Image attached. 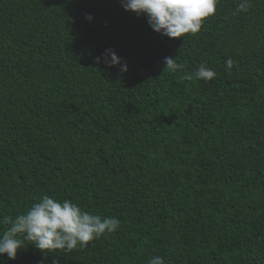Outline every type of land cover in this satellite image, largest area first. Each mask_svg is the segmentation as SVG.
<instances>
[{
    "label": "trees",
    "instance_id": "1",
    "mask_svg": "<svg viewBox=\"0 0 264 264\" xmlns=\"http://www.w3.org/2000/svg\"><path fill=\"white\" fill-rule=\"evenodd\" d=\"M237 3L169 38L121 0H0V219L47 195L120 221L0 264H264V0Z\"/></svg>",
    "mask_w": 264,
    "mask_h": 264
},
{
    "label": "clouds",
    "instance_id": "2",
    "mask_svg": "<svg viewBox=\"0 0 264 264\" xmlns=\"http://www.w3.org/2000/svg\"><path fill=\"white\" fill-rule=\"evenodd\" d=\"M220 0H121L125 11L134 12L137 16L144 15L150 27L157 33L169 38H183L186 34L195 35L208 17L215 15ZM252 6V0H238L236 13H247ZM234 13V14H236ZM86 19H94L90 14ZM110 57V60L106 59ZM97 62L103 59L108 67L119 66L122 73L128 71L127 63H122L113 49H106L104 57H97ZM234 61L226 60V71L230 73ZM165 69L175 73L184 65L172 57L164 58ZM216 77V72L204 64L192 74H185L186 80H203L210 82ZM0 224L7 225L8 230L0 236V256L15 260L22 248L23 236L35 249L45 256L57 250L71 252L74 249L85 248L105 234L116 232L120 221L115 217H101L83 211L70 200L60 202L50 196H43L34 203L26 213L15 218L4 216ZM53 264H59L54 260ZM148 264H164L162 257H152Z\"/></svg>",
    "mask_w": 264,
    "mask_h": 264
}]
</instances>
